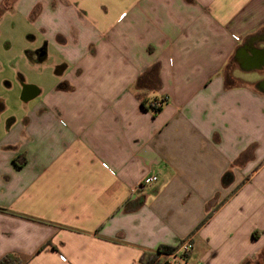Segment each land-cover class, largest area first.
Here are the masks:
<instances>
[{
	"label": "crops",
	"instance_id": "obj_1",
	"mask_svg": "<svg viewBox=\"0 0 264 264\" xmlns=\"http://www.w3.org/2000/svg\"><path fill=\"white\" fill-rule=\"evenodd\" d=\"M17 15L94 54L46 93L23 79L27 109L0 114V259L144 264L192 238L194 261L257 264L264 0H0V22ZM154 65L160 86L138 89ZM142 98L166 102L154 116Z\"/></svg>",
	"mask_w": 264,
	"mask_h": 264
},
{
	"label": "rangeland",
	"instance_id": "obj_2",
	"mask_svg": "<svg viewBox=\"0 0 264 264\" xmlns=\"http://www.w3.org/2000/svg\"><path fill=\"white\" fill-rule=\"evenodd\" d=\"M36 23L21 15L9 16L0 22V114L2 119L21 116L27 109L22 102L23 79L40 86L45 93L61 82V76L74 72L81 62L91 61L93 48L80 49L81 38L63 32L59 22L50 30L44 31ZM47 49L48 57L44 61L32 60L27 51ZM67 64L70 69L59 75L57 67ZM74 69V70H73ZM80 73V70H76ZM241 79L255 80L260 71L240 72ZM79 76V75H74ZM258 90H261L257 87ZM41 98L37 99L40 102ZM4 107V108H3ZM257 264H264V253Z\"/></svg>",
	"mask_w": 264,
	"mask_h": 264
},
{
	"label": "trees",
	"instance_id": "obj_3",
	"mask_svg": "<svg viewBox=\"0 0 264 264\" xmlns=\"http://www.w3.org/2000/svg\"><path fill=\"white\" fill-rule=\"evenodd\" d=\"M160 66L154 65L152 68L148 69L144 74H142L138 81H137V88L140 90H143L144 88H150V87H158L160 86V76H159ZM166 102V100L162 101H154L153 103H149L146 99H141V104L143 108L147 110H151L156 116L161 110L163 104ZM24 159H18L16 163H18L19 166H21L24 163ZM211 215L209 214L207 218H209ZM255 236V233H254ZM176 248L168 247V246H159L157 252L155 254H144L141 258V261L144 264H160L159 257L163 253H171L175 251ZM0 264H24L21 259L16 255H6L2 259H0Z\"/></svg>",
	"mask_w": 264,
	"mask_h": 264
},
{
	"label": "built area",
	"instance_id": "obj_4",
	"mask_svg": "<svg viewBox=\"0 0 264 264\" xmlns=\"http://www.w3.org/2000/svg\"><path fill=\"white\" fill-rule=\"evenodd\" d=\"M158 181L156 175L147 176L141 187L150 186ZM194 251V243L192 238L184 240L175 251L171 253H163L159 257L160 264H204L201 261H194L192 254Z\"/></svg>",
	"mask_w": 264,
	"mask_h": 264
},
{
	"label": "water",
	"instance_id": "obj_5",
	"mask_svg": "<svg viewBox=\"0 0 264 264\" xmlns=\"http://www.w3.org/2000/svg\"><path fill=\"white\" fill-rule=\"evenodd\" d=\"M257 59L259 60V61H263L264 62V54H262V55H259L258 57H257ZM259 88L262 90V89H264V86H259Z\"/></svg>",
	"mask_w": 264,
	"mask_h": 264
}]
</instances>
